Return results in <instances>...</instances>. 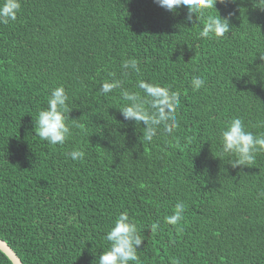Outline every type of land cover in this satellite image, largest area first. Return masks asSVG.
<instances>
[{
	"label": "trees",
	"instance_id": "obj_1",
	"mask_svg": "<svg viewBox=\"0 0 264 264\" xmlns=\"http://www.w3.org/2000/svg\"><path fill=\"white\" fill-rule=\"evenodd\" d=\"M215 7L233 13L223 38L199 37V12L189 23L186 6L154 0H21L16 19L0 23V239L23 264H96L125 210L144 238L142 264H264V153L233 168L219 140L235 117L264 132V11L252 0ZM130 58L139 73L121 68ZM110 73L122 88L104 95ZM140 79L180 93L172 135L161 125L145 141L143 122L121 115L122 89L143 97ZM61 85L71 135L51 145L34 122ZM178 201L186 211L174 227L164 217ZM0 264H13L1 250Z\"/></svg>",
	"mask_w": 264,
	"mask_h": 264
},
{
	"label": "clouds",
	"instance_id": "obj_2",
	"mask_svg": "<svg viewBox=\"0 0 264 264\" xmlns=\"http://www.w3.org/2000/svg\"><path fill=\"white\" fill-rule=\"evenodd\" d=\"M236 3V0H154L158 6L167 11L175 12L177 9L186 6L189 15L186 20L191 23L194 12H199L204 23L198 35L200 38L212 39L223 38L230 32V18L221 17L215 7L217 3ZM253 7L264 11V0H252ZM21 9V0H2L0 3V23L7 24L14 21L17 13ZM215 9L217 14H208L207 10ZM260 54V53H259ZM259 59L264 61V54L259 55ZM121 68L131 72H140L138 62L134 58L123 60ZM128 71L123 74L127 75ZM113 78L105 80L99 88L104 95L114 89L122 88V81L115 78V73H110ZM264 81V76H261ZM194 90H199L205 85V80L195 76L191 80ZM137 87L142 90L143 97L136 92L122 89L121 95L128 103L120 109L125 120L134 121L136 124L143 122V139L151 142L157 135L158 128L162 125L163 132L172 135L179 127L176 115L180 105V93L171 91L169 87L159 83H152L140 79ZM68 95L64 86H57L51 89L47 99V108L38 112L34 122L35 135L47 141L51 145H63L67 137L71 135V129L67 121L69 112L67 105ZM256 127L264 128V120L257 122ZM221 151L234 156L230 160L233 168L238 166H251L256 161L257 154L264 153V132L254 134L246 129L243 120L235 117L229 120L219 134ZM73 161L82 159L83 151L73 149L67 154ZM259 195L264 197V192ZM185 204L178 201L174 205V212L164 217V222L177 227L184 219ZM160 229V222L156 221L150 225L152 233H157ZM104 239L109 243L107 251L102 253L95 260L96 264H142L138 256V247L141 246L142 237L137 224L130 218L127 210L120 212L109 226ZM171 264H180L178 258H173Z\"/></svg>",
	"mask_w": 264,
	"mask_h": 264
},
{
	"label": "water",
	"instance_id": "obj_3",
	"mask_svg": "<svg viewBox=\"0 0 264 264\" xmlns=\"http://www.w3.org/2000/svg\"><path fill=\"white\" fill-rule=\"evenodd\" d=\"M0 250L8 256L13 264H23L17 253L2 239H0Z\"/></svg>",
	"mask_w": 264,
	"mask_h": 264
}]
</instances>
